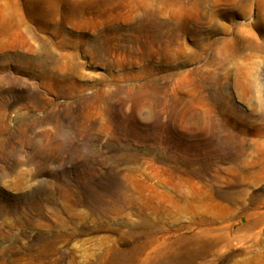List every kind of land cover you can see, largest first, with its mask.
<instances>
[{
    "label": "rangeland",
    "instance_id": "374dc122",
    "mask_svg": "<svg viewBox=\"0 0 264 264\" xmlns=\"http://www.w3.org/2000/svg\"><path fill=\"white\" fill-rule=\"evenodd\" d=\"M233 1L0 0V264H264V0Z\"/></svg>",
    "mask_w": 264,
    "mask_h": 264
},
{
    "label": "bare ground",
    "instance_id": "6f19581e",
    "mask_svg": "<svg viewBox=\"0 0 264 264\" xmlns=\"http://www.w3.org/2000/svg\"><path fill=\"white\" fill-rule=\"evenodd\" d=\"M237 2H242L243 4L250 5V6L254 5L253 0H235L233 1V4L236 5ZM185 253H187V251ZM188 254L189 252L186 255H180L176 252L172 253L169 251L159 252L154 256L152 263L148 261L146 264H169L170 262H173V261L178 262V264H184L190 261L188 259V262H187V260L185 259V257L188 256ZM141 261L144 262L146 261V259H142Z\"/></svg>",
    "mask_w": 264,
    "mask_h": 264
}]
</instances>
